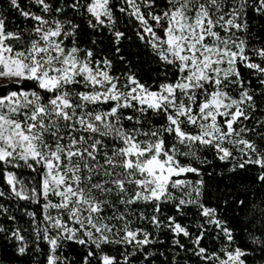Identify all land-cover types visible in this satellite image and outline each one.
Returning a JSON list of instances; mask_svg holds the SVG:
<instances>
[{
  "label": "snow or ice",
  "instance_id": "snow-or-ice-1",
  "mask_svg": "<svg viewBox=\"0 0 264 264\" xmlns=\"http://www.w3.org/2000/svg\"><path fill=\"white\" fill-rule=\"evenodd\" d=\"M8 249L264 264V0H0Z\"/></svg>",
  "mask_w": 264,
  "mask_h": 264
},
{
  "label": "trees",
  "instance_id": "trees-1",
  "mask_svg": "<svg viewBox=\"0 0 264 264\" xmlns=\"http://www.w3.org/2000/svg\"><path fill=\"white\" fill-rule=\"evenodd\" d=\"M144 71L146 73L149 71V66L147 65V63H145V65H144ZM214 163H218V162H214ZM208 170L212 171V169H208ZM222 171H224V167L223 166L217 167L215 169V172L213 173V176H215L216 173H220ZM206 179H207V177H206ZM236 181L240 182L241 184H248L249 187H252V188L255 187L254 182L247 175H244V174H241L240 176L236 177ZM232 182L233 181H231V180L228 181V183H232ZM237 238H238V240L241 239L240 236H238ZM210 247H211V245H210ZM3 254L5 256L7 264H17V261L15 259H13L12 249H8L7 252L3 253Z\"/></svg>",
  "mask_w": 264,
  "mask_h": 264
}]
</instances>
